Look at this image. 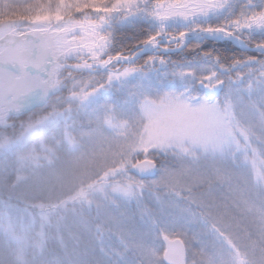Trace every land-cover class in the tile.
Instances as JSON below:
<instances>
[{
  "label": "rangeland",
  "instance_id": "rangeland-1",
  "mask_svg": "<svg viewBox=\"0 0 264 264\" xmlns=\"http://www.w3.org/2000/svg\"><path fill=\"white\" fill-rule=\"evenodd\" d=\"M148 1L57 0L58 13L34 22L57 26L39 36L0 25V99L11 88L2 72L58 68L41 105L0 114V264H29L31 251L45 264H164V238L183 243L185 264H264V76L216 98L177 93L166 63L127 68L143 54L104 68L102 28L57 20L77 6L133 11ZM147 16L186 29L154 37L147 54L181 51L175 39L225 18L247 46L264 34V0H176ZM82 64L101 72L70 74L88 73L70 69ZM31 113L36 124L7 129ZM142 160L158 165L155 179L131 174Z\"/></svg>",
  "mask_w": 264,
  "mask_h": 264
},
{
  "label": "trees",
  "instance_id": "trees-1",
  "mask_svg": "<svg viewBox=\"0 0 264 264\" xmlns=\"http://www.w3.org/2000/svg\"><path fill=\"white\" fill-rule=\"evenodd\" d=\"M56 1L0 0V25L1 27L9 26L10 28L17 26L35 29L37 27L40 31L37 36L46 34L53 28L51 24L54 23L44 28L35 25L36 23L34 22L38 17L47 18L50 12L47 14L45 12L48 9L52 10L51 12L54 11L53 14H55L57 8L54 4ZM172 1L176 0H149L133 11L113 10L100 12L89 5H86L83 9H79L77 6L73 10L68 11V14L58 15L57 20L62 19L74 22L81 20L84 23L94 24L92 25L93 27H101L103 31V40L99 46V58L101 60L109 57L132 56L135 51L148 43L149 40L165 31L175 36H179L181 32L186 31L182 27L163 30L148 19L147 13L149 10ZM49 5L50 7L48 8L47 6ZM258 12H262V9H255V13ZM234 13L237 15L244 14L237 10ZM250 14L248 13V15ZM230 19L212 21L203 28L221 29L236 34V29L238 30V28L235 29V25L232 22L234 20L231 19L230 21ZM54 26L57 25L54 24ZM244 39L251 48L264 45V34H252L250 38ZM156 61L158 63L164 62L168 65L166 70L172 74L169 80L171 82L169 87L174 88L177 93L191 94L196 89L198 94H202L197 84L206 81H224L226 85L232 83L236 84V86L239 85V87H248V85L253 83L254 85L252 86L257 88V80L264 76V53L241 50L226 41L216 42L210 40L203 42L192 41L178 52L145 54L134 64L127 66V68L133 71H142L150 63ZM70 74L77 77L90 78L99 75L97 73L82 72H70ZM209 77L211 78L209 79ZM248 80H252L250 84H248ZM254 96H256V93H253ZM40 117L41 115L36 113L17 117L10 121L9 125L11 127L8 126L7 129L16 128L21 130L28 124H36ZM30 253L29 264H45L44 256L32 254L33 251Z\"/></svg>",
  "mask_w": 264,
  "mask_h": 264
},
{
  "label": "water",
  "instance_id": "water-1",
  "mask_svg": "<svg viewBox=\"0 0 264 264\" xmlns=\"http://www.w3.org/2000/svg\"><path fill=\"white\" fill-rule=\"evenodd\" d=\"M229 37V39H225L224 37ZM181 39H184L183 41ZM203 40H210V41H229L233 46L245 50V51H251V52H258V53H264V48L259 47H249L243 42L239 40L236 36H234L232 33L227 32L225 30H206V31H198V32H192L190 34H186L181 36L178 39H175V41H181V42H191V41H203ZM237 41V42H236ZM153 48V47H152ZM152 48H147L146 46L141 47V49L136 53L134 57H117L116 59H124V60H131L135 59L136 57L146 54L152 50ZM116 59H113L112 61H106L101 66L104 68L107 65H111L113 62H115ZM98 67H89L87 65H76L70 67L71 70H83L86 72H97L100 69H97ZM103 68V69H104ZM225 88V82L220 81L211 85H205L203 83L198 84V89L203 91L206 96L211 97H218L222 94L223 90ZM131 173L137 177L140 180H153L157 177L158 174V166L155 162L149 161V160H143L138 163H136L132 169ZM163 243L165 246L164 256H163V262L164 264H185V248L183 243L178 240H169L167 238L163 239Z\"/></svg>",
  "mask_w": 264,
  "mask_h": 264
},
{
  "label": "bare ground",
  "instance_id": "bare-ground-1",
  "mask_svg": "<svg viewBox=\"0 0 264 264\" xmlns=\"http://www.w3.org/2000/svg\"><path fill=\"white\" fill-rule=\"evenodd\" d=\"M224 38L229 39L228 36ZM181 40L183 41L184 39ZM155 46L154 42L146 45L148 49ZM44 66L34 71L29 70L25 76L17 77L10 81L13 84V88L0 99L3 101L0 114L21 113L34 105L42 104L47 99L50 91L56 87L55 75L58 72V68L57 62L49 65L44 64Z\"/></svg>",
  "mask_w": 264,
  "mask_h": 264
},
{
  "label": "snow or ice",
  "instance_id": "snow-or-ice-1",
  "mask_svg": "<svg viewBox=\"0 0 264 264\" xmlns=\"http://www.w3.org/2000/svg\"><path fill=\"white\" fill-rule=\"evenodd\" d=\"M148 43H152V41H151V40H149V41H148ZM210 78H211V77H209V79H210Z\"/></svg>",
  "mask_w": 264,
  "mask_h": 264
}]
</instances>
